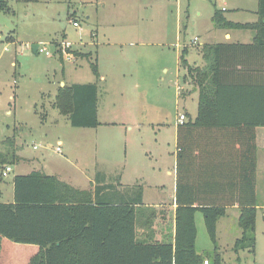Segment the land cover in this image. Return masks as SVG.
I'll use <instances>...</instances> for the list:
<instances>
[{"label": "rangeland", "instance_id": "374dc122", "mask_svg": "<svg viewBox=\"0 0 264 264\" xmlns=\"http://www.w3.org/2000/svg\"><path fill=\"white\" fill-rule=\"evenodd\" d=\"M6 1L9 9L0 8V151L8 153L14 173L3 177L0 168L3 181L41 170L76 187L75 173L83 170L86 177L81 183L87 187L93 178L99 180L93 175L97 166L121 172V182L127 187L143 182L147 191H155L168 184L164 175L152 172L155 160L145 151L153 150L159 158L160 149L162 160L157 163L170 167V155L176 151L177 114L185 112L192 119L197 114L198 92L178 54L186 47V62L201 65L198 48L219 29L211 20L214 8L232 9L241 1ZM245 3L250 5L248 0ZM140 20L147 21L140 23L138 33ZM59 41L71 44L66 49L70 55L66 58L71 60L61 61L57 55L61 53ZM36 43L52 55L34 52L31 45ZM89 51L92 55L86 58ZM95 58L104 80L93 72ZM60 80L63 86L96 82L98 127H74L58 112L54 101ZM134 123H139L138 128L126 129ZM57 146L61 151L56 152ZM114 172L111 187L118 178ZM256 218L254 254L247 250L235 253L225 240L220 264H264V217L258 211ZM196 223V249L214 264L213 245L200 211Z\"/></svg>", "mask_w": 264, "mask_h": 264}, {"label": "trees", "instance_id": "16d2710c", "mask_svg": "<svg viewBox=\"0 0 264 264\" xmlns=\"http://www.w3.org/2000/svg\"><path fill=\"white\" fill-rule=\"evenodd\" d=\"M0 8L9 9L6 0L0 2ZM258 14L259 21L252 24L229 21L217 8L212 16L217 28L258 27L260 37L255 44H204L200 47L202 65L188 64L184 57L187 49L181 51L180 62L198 98L195 118H187L177 127L174 242L138 240L133 204L101 198L91 203L71 185L40 171L13 177L14 201L0 202V240L37 246L28 264H203L205 257L195 247L194 215L200 211L215 244L214 264H220L216 223L225 215L226 206L237 202L242 234L232 248L235 253L248 250L254 254L255 132L264 126V0H259ZM91 65L97 74L96 64ZM97 94L95 83L61 86L54 106L60 114L69 116L73 126L94 127L98 124ZM203 129H229L240 136L237 142L249 159V169L236 197L203 196V192H216L217 182L191 179L190 165L205 149L197 145L199 139L194 140ZM10 162L8 153L0 151V168Z\"/></svg>", "mask_w": 264, "mask_h": 264}, {"label": "crops", "instance_id": "0c3cea01", "mask_svg": "<svg viewBox=\"0 0 264 264\" xmlns=\"http://www.w3.org/2000/svg\"><path fill=\"white\" fill-rule=\"evenodd\" d=\"M240 1L241 2L235 4L237 6H234L232 9L231 8L229 9L226 6H222L221 10L223 12L224 17L227 20L232 21L234 23L252 24L258 22L259 0H248L250 4L249 6H247L245 0H240ZM215 9L216 7L214 8V11ZM228 11L229 13H226ZM212 16H211V20H212ZM147 20H140L137 23L138 33L139 31H142L140 23L145 22ZM216 31L218 33H215V35L213 34L212 36L207 37V39H212V40H209L208 42L207 41L203 42L202 45L216 44V43L255 44L257 38L260 37L258 27L245 28V29L219 28L216 29ZM63 43L66 42L63 41L62 44ZM36 44L41 45L40 43H36ZM200 47L198 48V52L201 56ZM184 48L186 47H183V49ZM181 51L178 54L179 62H180L179 58ZM185 52H187V50ZM56 53L60 57V59L61 58L63 59L61 61H64L65 59L71 60L66 58V55L62 49H61V53L60 52L59 53L56 52ZM87 53H91V51ZM91 55L92 53L85 55V57L89 58L91 57ZM94 60L97 66L96 58ZM202 64H203V59H202ZM96 75L97 76L99 75L98 67H97ZM99 76H100L99 77L100 80L105 79L103 74H100ZM59 82L60 85L58 86V88L60 86H63L64 81L60 80ZM87 83L96 84V82H83V83L74 82L71 84H67V83L66 84L72 85V84H87ZM58 88L55 92V96L57 94ZM97 93H98V86H97ZM97 103H98V94H97ZM6 112L9 113L10 110L8 109ZM180 113H184L186 117L189 119L187 113L185 112H180ZM180 113H178L176 117V125H175L176 151L173 156L170 155L171 158L170 167L166 165L161 166L159 163H157L159 159L162 160L163 153L160 149L158 150L159 158L154 157L153 150L145 151L146 154H149L150 157L154 158L155 160V162L153 161L154 164L151 165L152 172L158 171L159 173L164 175L163 177L168 181V184H161L160 189L158 190L155 189V191H147L146 189L147 187L146 185H143L144 184L143 182L141 184H137L133 186H128V187L124 186V184L121 182L123 176L121 172L119 171L114 172L111 170H101L98 169L97 166L96 168H94L93 175H98L99 180L93 178V181H90L89 185L86 187V185L81 183L83 181V178L86 177V172L80 170L77 171L78 172L77 174L75 173L76 187L73 186L72 187L79 193V195L82 198H85L87 201L94 203L96 201V198H101V199L109 200L110 202L113 203L129 202L136 207V215H137L136 234L138 240L140 241L174 242L175 213L177 208V203H176L177 159H178V151H179V148L177 146V127L179 124H182L179 123L178 121V117ZM63 116H66L69 120V116L67 115H63ZM97 117H98V108H97ZM99 122L100 121H98V124L94 127H79V128L93 129L99 126ZM134 124L135 125L126 126V129L131 131L134 129L133 128L134 126L138 128L139 123H134ZM160 131H161V127L159 132ZM255 135H256V139H255L256 217L258 216V211L261 213V216L264 217V126L257 127ZM197 139H199V141ZM194 140H197V145H200L201 148H205V149L202 154L200 155L198 154L196 156L195 163L194 164L192 163L190 165V168L193 169L191 172L192 181L199 179L202 182H217L218 185V187L214 190L216 192H212L211 194H209V192L204 194L205 192H203L201 195L203 196L214 195L218 197L224 196L227 198L229 197L233 198L236 197V195L241 194L242 182L248 177L249 159L244 154L243 149H241L239 142H237V140L240 141V136H237L234 131H230L229 129H207V130L203 129L201 135L199 137H196ZM57 143L61 144L62 140L58 139ZM124 159L127 160L126 153ZM164 161H166V158L164 159ZM35 162L39 163L38 160ZM96 164H98L97 160H96ZM124 165H126V163ZM6 166L9 165L7 164L5 165V167ZM163 167H164V172L162 171ZM2 169L4 168H1V170ZM33 171H40L44 174L58 177V175L54 173L52 174L41 170H33ZM124 171L125 169L123 170V173ZM113 172L117 173L118 178L117 180L116 179L113 180L114 186L111 187L109 184H111L112 181L111 176ZM10 173H14V171L11 170ZM65 173L63 172V175ZM8 175L7 176L2 175V176L8 177ZM140 179L144 180V177H141ZM0 181H2L0 183V202L12 203L14 201L13 178L10 180V182H7V181H3L2 177H0ZM114 181H116V184L114 183ZM148 185L153 186L152 184L151 185L148 184ZM154 186H157L158 188L159 184H154ZM232 203L233 204H229L228 206H226L225 215L220 217L216 223V244L218 247L217 251L220 255H221V247L224 243H226L224 242L225 240H228L229 243L233 245L235 240L239 238L242 234V229L238 224V218L240 215V206L239 203L237 202H232ZM196 213L194 215V219L197 230L198 226L196 223ZM257 220L258 219L256 218V222ZM203 223L206 230L204 217H203ZM206 233L208 235L207 230ZM196 240H197V235H196ZM211 243L213 245L211 251H214L215 244H213L212 241ZM195 247H196V241H195ZM37 251H38L37 246L19 244L5 238H1L0 264H28L30 258ZM197 252L200 253L198 250Z\"/></svg>", "mask_w": 264, "mask_h": 264}, {"label": "built area", "instance_id": "2783aa9c", "mask_svg": "<svg viewBox=\"0 0 264 264\" xmlns=\"http://www.w3.org/2000/svg\"><path fill=\"white\" fill-rule=\"evenodd\" d=\"M72 23H73L74 26H77V25H78V23H77L76 20H73ZM196 41H197V37L194 38L193 42L195 43ZM69 47H70V44H68L67 42H66V43H63V44L61 45V49L63 50V52L65 53V55L68 56V57H69L70 55H69V52L66 51V49H68ZM37 52H42V53H44L45 55H51V52H50L45 46H42V45H38V47H37ZM186 119H187V117H186V115H185L184 113H180V114H179V117H178V121H179V123H183ZM34 148H36V146H34ZM55 150H56V152L61 151L60 146H57V147L55 148ZM9 172H10V167H9V166H6V167L3 169V171H2V175H3V176H7V175L9 174ZM203 264H209L208 259H205V260L203 261Z\"/></svg>", "mask_w": 264, "mask_h": 264}, {"label": "water", "instance_id": "95a60500", "mask_svg": "<svg viewBox=\"0 0 264 264\" xmlns=\"http://www.w3.org/2000/svg\"><path fill=\"white\" fill-rule=\"evenodd\" d=\"M37 44H33V45H31V48H32V50L34 51V52H36L37 51Z\"/></svg>", "mask_w": 264, "mask_h": 264}]
</instances>
